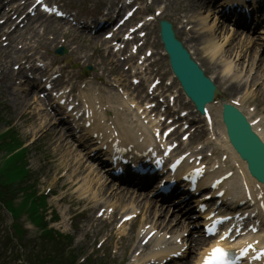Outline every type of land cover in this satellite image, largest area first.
<instances>
[{"label": "bare ground", "instance_id": "obj_1", "mask_svg": "<svg viewBox=\"0 0 264 264\" xmlns=\"http://www.w3.org/2000/svg\"><path fill=\"white\" fill-rule=\"evenodd\" d=\"M203 19L204 18H201L200 20ZM214 28L215 26L209 25L204 30V32L200 36H198L199 38L202 36L206 37L204 48L202 49L203 53L205 52V65L209 70L213 69L215 72L218 71V73H220L219 78L222 79L225 74L233 71L234 73L231 79L234 80H232L231 84L229 85V89L238 90V88H243L247 85L250 87L256 85V89L259 90L260 88V90H262V92L260 93V97H263L264 99V58L255 62L256 58H261V55L256 52L255 47H253L252 49L247 48V44H249L250 41L248 40V42H246L243 38H240L239 40L232 39L234 41L231 42L228 48H225V45L229 44L227 39L230 38L232 34L226 32V30L217 32ZM217 57L219 58V60H221L218 63L220 64L219 68L217 65H215L214 68H211L213 60ZM241 58V61H239L237 64H233L237 59L239 60ZM233 65H235L236 70H240L241 73L244 72V75L237 71L235 72V69H233ZM254 65H257L258 67H254ZM256 68H258V72L255 71L249 81L251 70ZM260 79L262 80V83H258V80ZM250 93L251 91L249 92V94ZM260 100L261 98L259 99L254 94H251V97L249 99V101L256 102H259ZM260 122H262V119L260 120Z\"/></svg>", "mask_w": 264, "mask_h": 264}, {"label": "snow or ice", "instance_id": "obj_2", "mask_svg": "<svg viewBox=\"0 0 264 264\" xmlns=\"http://www.w3.org/2000/svg\"><path fill=\"white\" fill-rule=\"evenodd\" d=\"M36 3H41V0H36ZM45 10H49L47 6H45ZM131 15V13H129ZM202 171V170H198ZM215 231V224H213L212 227L207 228V233L212 234ZM228 233L226 232L224 236L221 237V239H225L227 237ZM251 246L249 245V248ZM248 250L244 249L241 252V255L246 256ZM261 257H264V251H261L259 255L256 257L257 259H260ZM204 264H232V261L228 258V252L222 248V247H215L212 249L211 254L208 258H206Z\"/></svg>", "mask_w": 264, "mask_h": 264}]
</instances>
